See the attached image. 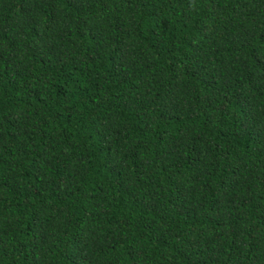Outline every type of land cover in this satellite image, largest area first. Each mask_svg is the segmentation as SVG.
I'll return each instance as SVG.
<instances>
[{"label":"trees","instance_id":"1","mask_svg":"<svg viewBox=\"0 0 264 264\" xmlns=\"http://www.w3.org/2000/svg\"><path fill=\"white\" fill-rule=\"evenodd\" d=\"M0 264H264V0H0Z\"/></svg>","mask_w":264,"mask_h":264}]
</instances>
